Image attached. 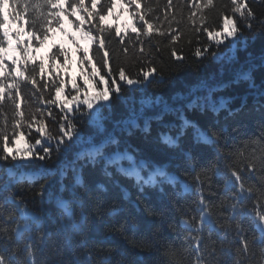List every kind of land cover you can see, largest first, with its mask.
Masks as SVG:
<instances>
[{
    "label": "snow or ice",
    "instance_id": "6c2138e0",
    "mask_svg": "<svg viewBox=\"0 0 264 264\" xmlns=\"http://www.w3.org/2000/svg\"><path fill=\"white\" fill-rule=\"evenodd\" d=\"M19 6L20 0H0V264H129L125 253H119V259L113 255L119 242L112 238L115 234L123 235L128 227L144 233L142 245L155 250L152 264H182L186 259L187 264H247L250 257L257 255L264 259V175L258 183H250L257 179L256 171L264 173V156L260 157L258 168L255 164L238 167L227 163L232 154L219 146L227 127H218L216 121L202 130L185 118L183 108H173L165 102L156 111L161 98L146 95L150 85H163L189 68L198 71L207 66L204 61L226 58L227 64L232 65L238 45H247L249 40L259 41V67L264 71V0H176L175 4L174 0H167L166 8L175 11L171 17L166 11L163 21L143 0H89L87 4L85 0H37L34 5L25 0L23 11L17 10ZM29 8L35 17L25 21L30 29L26 32L22 21ZM117 9L130 19L114 26L107 22L113 17L120 19ZM69 16L78 21L74 32L63 27L65 20L73 24ZM85 25L89 27L85 29ZM185 27H190L196 37V43L188 41L189 55L178 54L183 49L176 47ZM57 30L80 53L83 84L74 78L66 81L55 71L57 62L61 68L69 63V51L63 43L52 46L56 51L49 57L51 74L43 60L37 64L36 57L31 55L33 41L42 47ZM25 35L29 37L27 44L21 39ZM112 36L123 46L120 52L125 57L132 53L127 65L110 51ZM81 40L88 46L82 47ZM153 40L158 43L153 44ZM221 48L226 52H221ZM163 50L168 51L167 58L162 55ZM193 58H200L195 66ZM246 64L247 71L243 66L236 71L237 82L242 73V78L255 87L251 81L256 65L250 61ZM223 71L224 65L221 74ZM68 83L72 88L65 93ZM229 83L209 84L205 80L187 96L178 94L176 98L195 96L187 108L218 115L227 109L228 101H216L213 94ZM199 90L207 94L196 96ZM32 94H38L48 107L28 110ZM118 103L127 115L113 119ZM169 113H179V134L174 138L161 133V144L176 148L184 131L194 129L193 149L183 152L193 173L191 182L171 173L151 145L132 149L123 139L134 130L149 133L152 121L159 122ZM234 115L229 112V116ZM258 128L254 142H264V106L260 109ZM200 145L215 146L216 163L225 162L223 170L217 168L215 173L224 179V199L218 205L202 191L205 180L210 178L205 175L202 179L205 169L196 171L193 150ZM98 165L102 176L111 182V204L106 203L110 189L104 182L92 180L90 186L85 182L84 168ZM117 177L134 181L141 193L158 189L161 195L152 207L140 209L135 205L137 214L126 213L123 200L128 199L127 191ZM193 184L196 199L192 205H173L181 213L180 224L188 230L185 239L190 247L181 251L174 241L155 239L150 218L167 219L164 185L171 186L180 197L192 192ZM78 189L96 195L88 215L83 210L84 194ZM29 194L40 205L54 202L60 210L59 219L49 215L46 223L41 214L29 207ZM74 205L79 207L78 213ZM121 215L122 223L110 219ZM246 222L256 228L259 236L248 238ZM169 227L175 231L177 226ZM124 240L136 243L127 236ZM257 244L261 245L258 253L253 251Z\"/></svg>",
    "mask_w": 264,
    "mask_h": 264
},
{
    "label": "trees",
    "instance_id": "16d2710c",
    "mask_svg": "<svg viewBox=\"0 0 264 264\" xmlns=\"http://www.w3.org/2000/svg\"><path fill=\"white\" fill-rule=\"evenodd\" d=\"M25 0H20V6L18 11H23V5ZM37 0H28L29 4L34 5ZM42 2V0H41ZM144 3L149 4L152 9L156 12L158 16L161 17L163 21V16L167 11L169 17L172 16L175 9L168 10L166 8L167 0H143ZM176 0H174L175 4ZM182 2V0H181ZM85 3H89V0H85ZM101 3H104V0H101ZM67 7V3L65 4ZM49 9L44 8V11ZM51 11H56L52 9ZM70 11V10H69ZM120 14V19L117 20L115 17L110 18L107 23L115 25H123L126 21L130 19L127 13L121 12L120 9L116 10ZM65 15H67L65 13ZM187 10H184V21L186 22ZM214 13H210V16H213ZM35 17V13L31 8L27 12H24V28L25 31H30L29 25L25 21H30ZM178 20L181 19V16L178 14L176 17ZM68 20L73 21V24H69L67 20L63 21V27L70 32L75 31L74 24L77 21L75 16H69ZM53 28H56L55 23L53 22ZM85 29L89 25L84 26ZM173 28H176V25L173 24ZM130 36H134L129 32ZM22 40L27 44L29 37L27 35L21 37ZM116 37H111V44L109 45L110 51H114L119 56V62L127 65L128 60L131 59L132 53L130 52L127 57H125L120 49L122 45L117 43ZM128 37H125L127 40ZM147 39V38H143ZM191 39L193 43H196V37L191 32L190 27H185L183 30L182 39L177 42L176 47L178 49H183L182 55H189V44L188 41ZM61 43L64 44L65 48L69 51V63L66 67L57 66L55 71L59 73L60 77L66 81L75 79L77 83L83 84V80L80 74V65L78 63V58L80 53L75 52V45L71 44L68 38L64 37L63 33L60 31H54L50 34V39L45 42L42 47H38L33 41V49L31 55L36 57V63L38 64L41 60L44 61L46 69L49 74L52 73L51 60L49 59L51 52L56 51V48L52 47L53 45L59 46ZM158 41L153 40V44H157ZM80 44L82 47H87V42L81 40ZM38 47V51L36 48ZM95 47V46H93ZM147 48V45H145ZM160 47L163 49L164 45L160 44ZM221 52H226V49L221 48ZM11 55V54H10ZM15 55H19L17 52ZM162 55L167 58L168 51L163 50ZM230 55V53H227ZM262 55L259 41H247V45L244 42H241L238 45L235 57L236 62L232 65H228L226 58L225 60L216 62V61H204V64L207 66H202L198 71H193L191 68L177 74L173 79L166 80L163 85L152 84L148 87L146 95L155 99L156 97L161 98V104L156 109L159 111L163 107V104L166 102L169 106L173 108H183V115L191 123L196 124L202 130H206L208 127L215 124L216 121H219L218 127H227V133L225 134V139H222L220 142V147L224 148L225 152L231 153L232 155L227 160L229 164H235L238 167H244L245 164H248L251 167L252 164H255L256 167H259V159L261 156H264V142H254V140L259 135L258 124L260 121V109L264 106V71L259 67V57ZM200 58H193L192 63L195 66L196 61ZM115 60V57H113ZM246 61H250L252 64L256 65V70L252 72V81L255 87L250 86V82L242 78H239L237 82L236 71L243 66V70L247 71ZM10 62V59L9 61ZM224 65L223 74H221V66ZM115 66V65H114ZM214 77V79H211ZM208 81L209 84H219V83H229V86L222 88L221 90L213 94V99L219 101L221 98H224L228 101L227 109H222L218 115L213 114L211 111L201 112L198 108L189 109L186 105L195 98V96H188L187 99H177V95L187 96V94L193 88H199V85L202 81ZM72 88L71 83H68L65 89V93L69 92ZM25 93L28 94L29 90L25 89ZM54 94V92H53ZM206 91L199 90L195 93L196 96L206 95ZM47 92H45V99L47 98ZM137 94V98H138ZM63 98V97H62ZM253 99V101H252ZM249 101V102H248ZM29 109L34 110L37 107L47 108L48 106L43 103L42 100L38 98V94H32L29 100ZM139 107V105H137ZM229 112L235 113L234 116H229ZM152 114V113H149ZM127 115L126 110L121 104H117L114 109L113 119H121ZM179 113H169L164 115L163 119L159 122L153 120L151 123L150 132L145 134L139 130H134L131 136L125 135L123 139H126L128 144L131 145L132 149L143 148L144 145H151L155 150L158 151L159 157L162 162L169 166V171L177 175L181 180H187L191 182L192 180V170L190 165L185 161L183 152L193 149L194 141V129L189 127L184 131V134L180 136L178 141V147L168 148L167 146L159 142V136L161 133H167L172 137H176L179 134V126L181 120L178 118ZM141 121V125H142ZM110 126V125H109ZM174 126V127H173ZM236 128L237 131L233 132L232 129ZM227 145V147H225ZM193 155L195 157L196 171H201L202 169L206 170L202 172V179L206 175L210 179L205 180L203 185V194L204 196L212 201L214 204H219L221 200L224 199V179L222 176H217L216 169L220 168L223 170L224 161H221L219 164L216 163V151L215 146H197L193 150ZM126 164V163H125ZM189 173V175H185ZM84 178L86 184L90 186L92 180H98L104 182L110 189V196L106 198V203H113L111 194L113 193L111 182H109L105 177L102 176L100 172V166L96 168L85 167L84 168ZM264 175L260 171H256L257 179L250 181V183H258V178ZM69 180L71 179V174H69ZM121 186L127 191V200H123V207L126 210V213H132L133 215L137 214V208L135 205H139L140 209L147 207H152L160 197L159 190L145 189L144 193H141L137 187L134 186V181L117 177ZM68 181H66L67 183ZM193 191L185 194L184 196L177 197L175 195V189L169 185H164L165 193V204L168 209L167 219L161 221L159 217L150 218L153 222V231L156 233L155 239L160 240L166 238L168 241H174L175 245L183 251L190 247L189 241L185 239L188 234V230L180 224L181 213L176 210V207L184 206L188 207L192 205L193 201L196 199L195 194V185H192ZM82 194H84V189H78ZM119 191V190H115ZM171 200L172 203H168ZM96 202L95 194H84V212L86 215L91 213L92 206ZM117 204H120V200L115 201ZM29 207L33 211L41 214L45 222H49L48 217L51 215L52 218L59 219L60 210L56 207L54 202L45 203L40 205L39 201L33 202L31 195L29 194L28 198ZM173 205H176L174 207ZM75 212H79L80 209L77 206H73ZM215 218V217H214ZM112 222H123L124 216H117L115 218H110ZM175 224L176 230L173 231L169 225ZM245 227L248 229L246 235L251 240L254 237L259 236V232L256 228L249 224L245 223ZM144 233L138 232L131 227L124 232L123 235L115 234L113 239L118 243L116 246V251L113 253L117 259H119V253L123 252L126 254V257L129 261V264H152L156 259L155 250L148 247H144L141 243L142 236ZM223 235V233H221ZM127 236L130 239L136 241L135 244L129 243L124 240V237ZM215 239V237H214ZM230 239V237H229ZM229 246V245H225ZM219 247V243H217ZM261 245L257 244L253 251L259 252ZM46 254V250H45ZM243 259V257L241 258ZM182 264H187V259L182 261ZM247 264H264V259L257 255L256 257L249 258Z\"/></svg>",
    "mask_w": 264,
    "mask_h": 264
},
{
    "label": "rangeland",
    "instance_id": "374dc122",
    "mask_svg": "<svg viewBox=\"0 0 264 264\" xmlns=\"http://www.w3.org/2000/svg\"><path fill=\"white\" fill-rule=\"evenodd\" d=\"M125 166H127V164H125Z\"/></svg>",
    "mask_w": 264,
    "mask_h": 264
},
{
    "label": "bare ground",
    "instance_id": "6f19581e",
    "mask_svg": "<svg viewBox=\"0 0 264 264\" xmlns=\"http://www.w3.org/2000/svg\"><path fill=\"white\" fill-rule=\"evenodd\" d=\"M252 101H253V99H252ZM249 102V101H248Z\"/></svg>",
    "mask_w": 264,
    "mask_h": 264
}]
</instances>
